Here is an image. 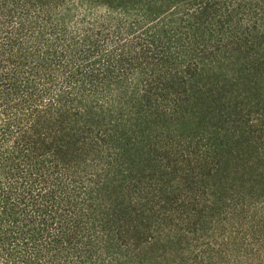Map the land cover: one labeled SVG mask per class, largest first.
Masks as SVG:
<instances>
[{
    "label": "trees",
    "instance_id": "16d2710c",
    "mask_svg": "<svg viewBox=\"0 0 264 264\" xmlns=\"http://www.w3.org/2000/svg\"><path fill=\"white\" fill-rule=\"evenodd\" d=\"M0 264H264V0H0Z\"/></svg>",
    "mask_w": 264,
    "mask_h": 264
}]
</instances>
